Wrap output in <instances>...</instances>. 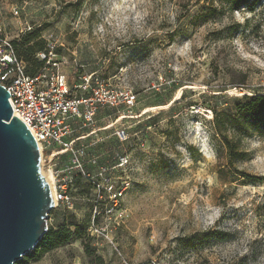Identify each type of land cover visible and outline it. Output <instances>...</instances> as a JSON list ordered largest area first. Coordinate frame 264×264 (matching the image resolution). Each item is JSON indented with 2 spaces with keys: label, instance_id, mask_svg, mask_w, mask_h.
Instances as JSON below:
<instances>
[{
  "label": "rangeland",
  "instance_id": "rangeland-1",
  "mask_svg": "<svg viewBox=\"0 0 264 264\" xmlns=\"http://www.w3.org/2000/svg\"><path fill=\"white\" fill-rule=\"evenodd\" d=\"M209 6L223 15L203 19ZM4 38L36 39L35 58L53 52L70 85L95 73L136 99L85 130L99 166L113 165L114 150L130 157L113 172L112 191L125 188L117 206L97 179L79 181L73 208L51 211L45 237L76 225L82 238L37 247L23 264H264V184L253 182L264 180V117H240L234 100L264 95V0H0ZM214 109L236 117L242 162L229 163ZM145 150L157 157L153 172L137 160Z\"/></svg>",
  "mask_w": 264,
  "mask_h": 264
},
{
  "label": "built area",
  "instance_id": "built-area-1",
  "mask_svg": "<svg viewBox=\"0 0 264 264\" xmlns=\"http://www.w3.org/2000/svg\"><path fill=\"white\" fill-rule=\"evenodd\" d=\"M52 55L53 52L40 53L44 66L30 76L26 64L17 56L13 41L0 39V82L10 94L13 113L33 134L41 158L44 157L45 166L54 178L55 209L73 208L72 191L84 179H97V188L106 190L117 206L125 188L112 191L113 172L126 169L130 157L114 150L113 165L99 166V158L87 145L94 132L85 130L95 123L101 110L132 108L136 99L130 91H117L100 83L95 73L70 85L68 77L59 70L61 64ZM114 136L121 145L129 140L125 127L116 128ZM62 158H66V167L61 169L58 161ZM88 167H98L99 171L92 175Z\"/></svg>",
  "mask_w": 264,
  "mask_h": 264
},
{
  "label": "water",
  "instance_id": "water-1",
  "mask_svg": "<svg viewBox=\"0 0 264 264\" xmlns=\"http://www.w3.org/2000/svg\"><path fill=\"white\" fill-rule=\"evenodd\" d=\"M9 99L0 82V264H17L36 250L55 207L39 146Z\"/></svg>",
  "mask_w": 264,
  "mask_h": 264
},
{
  "label": "trees",
  "instance_id": "trees-1",
  "mask_svg": "<svg viewBox=\"0 0 264 264\" xmlns=\"http://www.w3.org/2000/svg\"><path fill=\"white\" fill-rule=\"evenodd\" d=\"M36 39L24 38L21 44L13 42L17 56L22 60L26 66L30 76H34L44 66V61H38L35 58V51L38 44ZM21 49V51L19 50ZM32 67V68H30ZM241 108L239 113L242 118H252L254 120H260L264 117V95L256 94L254 96L244 95L241 99H234ZM215 115V131L216 134L222 140V144L225 147L229 163L234 165L242 162L245 158V152L242 149V140L235 136L234 120L235 116L231 113L219 112L216 109L213 110ZM75 228V230L72 229ZM81 228L76 225H62L55 232L47 234L46 237L38 245L39 248L43 247L44 251H51L70 244L75 239H81ZM17 264H23V261Z\"/></svg>",
  "mask_w": 264,
  "mask_h": 264
},
{
  "label": "snow or ice",
  "instance_id": "snow-or-ice-1",
  "mask_svg": "<svg viewBox=\"0 0 264 264\" xmlns=\"http://www.w3.org/2000/svg\"><path fill=\"white\" fill-rule=\"evenodd\" d=\"M205 0H201V3H204ZM220 3H229L234 7V0H220ZM205 11L208 13V15L206 17H204L203 19H211V18H216L218 16L223 15V11H215L212 10L211 6H209L207 9H205ZM237 19H240L239 16L237 17ZM201 22H203V20H201ZM217 27H219V25H217ZM231 31V29L229 30ZM226 35L225 33H220L214 37H209V39H220L221 36ZM135 53H132L131 56L129 58H133L135 55ZM7 59V57L5 58ZM111 127V125H110ZM190 151L195 152L196 149H190ZM137 160L140 162L141 166H143L148 172H153L155 171V167H156V163H157V157H154L150 152H148L147 150L142 151L138 154L137 156ZM254 183H258V184H264V180H257V181H253ZM136 191V188H133L132 192H129L128 195H132L134 192ZM123 195V193H122ZM261 196H264V190H262L260 192ZM235 214V213H233Z\"/></svg>",
  "mask_w": 264,
  "mask_h": 264
},
{
  "label": "bare ground",
  "instance_id": "bare-ground-1",
  "mask_svg": "<svg viewBox=\"0 0 264 264\" xmlns=\"http://www.w3.org/2000/svg\"><path fill=\"white\" fill-rule=\"evenodd\" d=\"M42 162H43V164H45V163H44V157H42ZM47 173H48L49 180H50L51 190H52V193H53V196H54V194H55V189H54V178H53V176L51 175V172H50V171H48Z\"/></svg>",
  "mask_w": 264,
  "mask_h": 264
}]
</instances>
